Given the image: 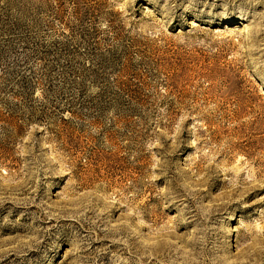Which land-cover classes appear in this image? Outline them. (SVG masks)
<instances>
[{
    "label": "rangeland",
    "instance_id": "374dc122",
    "mask_svg": "<svg viewBox=\"0 0 264 264\" xmlns=\"http://www.w3.org/2000/svg\"><path fill=\"white\" fill-rule=\"evenodd\" d=\"M0 264H264V0H0Z\"/></svg>",
    "mask_w": 264,
    "mask_h": 264
}]
</instances>
